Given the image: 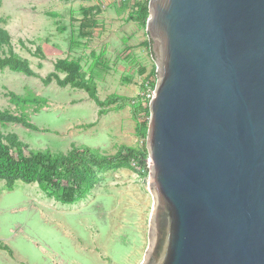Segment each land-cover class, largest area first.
<instances>
[{
    "label": "water",
    "instance_id": "95a60500",
    "mask_svg": "<svg viewBox=\"0 0 264 264\" xmlns=\"http://www.w3.org/2000/svg\"><path fill=\"white\" fill-rule=\"evenodd\" d=\"M158 80L141 264H264V0H149Z\"/></svg>",
    "mask_w": 264,
    "mask_h": 264
},
{
    "label": "rangeland",
    "instance_id": "374dc122",
    "mask_svg": "<svg viewBox=\"0 0 264 264\" xmlns=\"http://www.w3.org/2000/svg\"><path fill=\"white\" fill-rule=\"evenodd\" d=\"M1 1L0 26L38 76L0 70V110L23 111L10 100V91L47 100L43 107L26 106L39 131L8 123L4 132L17 133L34 149L62 152L73 143L111 154L120 144H146V137L128 135L135 105L149 106L158 80L146 27L130 19L142 1ZM61 58L80 60L102 99L119 94L132 100L122 111L100 115L85 90L55 81L45 85L42 78ZM119 130L124 139L118 138ZM0 189V241L13 250L0 249V264H141L145 257L154 203L149 172L108 171L86 199L73 205L48 198L37 183L19 182L9 191L0 181Z\"/></svg>",
    "mask_w": 264,
    "mask_h": 264
},
{
    "label": "trees",
    "instance_id": "16d2710c",
    "mask_svg": "<svg viewBox=\"0 0 264 264\" xmlns=\"http://www.w3.org/2000/svg\"><path fill=\"white\" fill-rule=\"evenodd\" d=\"M1 4L0 0V6ZM141 4L130 19L146 27L149 17L148 1ZM148 46L152 53L150 39ZM4 69L27 76H38L30 60L14 50L9 31L0 26V70ZM61 73L65 74L64 77L60 75ZM42 80L45 85L55 81L61 87L71 86L85 90L100 108V115L111 110L124 109L132 100L119 94H111L102 99L95 78L88 75L78 59H58L55 70ZM9 97L23 111L15 114L7 109L0 110V181L5 182L7 190L13 191L19 182L37 183L48 198L64 205H73L86 199L103 182V175L108 171L127 168L140 176L149 172L146 144L142 146L120 144L113 154L101 148L76 143H73L67 152L32 148L17 133L4 132L3 127L8 123H18L39 131L40 128L31 121L25 111L26 106L32 104L43 107L47 100L32 93L22 96L13 91L9 92ZM149 117V106L135 105L133 118L138 136H147ZM134 162L138 168L133 166ZM0 249L13 253L12 248L3 241H0Z\"/></svg>",
    "mask_w": 264,
    "mask_h": 264
},
{
    "label": "crops",
    "instance_id": "0c3cea01",
    "mask_svg": "<svg viewBox=\"0 0 264 264\" xmlns=\"http://www.w3.org/2000/svg\"><path fill=\"white\" fill-rule=\"evenodd\" d=\"M124 109H122V110H124ZM122 110H119V111H122ZM107 114H105V115H107ZM109 132H110V129H109ZM132 133H135V135H136V122L133 120V118H131V120L128 124V135H131ZM116 134H118V138H122V139H124L127 136V135L123 134V132L121 130L116 131ZM131 146H134V145H131Z\"/></svg>",
    "mask_w": 264,
    "mask_h": 264
},
{
    "label": "built area",
    "instance_id": "2783aa9c",
    "mask_svg": "<svg viewBox=\"0 0 264 264\" xmlns=\"http://www.w3.org/2000/svg\"><path fill=\"white\" fill-rule=\"evenodd\" d=\"M118 1H120L121 3H131V2H135V1H142V2H147L148 1L149 2V0H118ZM153 93H154V91L149 95L150 100H151V98L153 96ZM133 166L138 168L137 164L135 162L133 163ZM148 167H149V164H148Z\"/></svg>",
    "mask_w": 264,
    "mask_h": 264
}]
</instances>
